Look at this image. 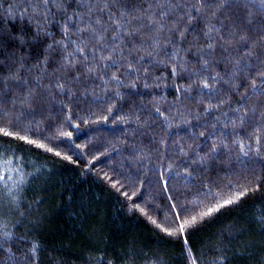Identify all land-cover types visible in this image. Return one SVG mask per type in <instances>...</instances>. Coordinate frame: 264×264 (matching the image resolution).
I'll use <instances>...</instances> for the list:
<instances>
[{
  "label": "trees",
  "instance_id": "16d2710c",
  "mask_svg": "<svg viewBox=\"0 0 264 264\" xmlns=\"http://www.w3.org/2000/svg\"><path fill=\"white\" fill-rule=\"evenodd\" d=\"M43 7L0 0V264H264L260 0Z\"/></svg>",
  "mask_w": 264,
  "mask_h": 264
},
{
  "label": "snow or ice",
  "instance_id": "6c2138e0",
  "mask_svg": "<svg viewBox=\"0 0 264 264\" xmlns=\"http://www.w3.org/2000/svg\"><path fill=\"white\" fill-rule=\"evenodd\" d=\"M78 2L80 3H84L85 0H78ZM165 3H169L170 0H164ZM177 3L180 2V0H176ZM201 2V0H196V3L199 4ZM37 3L38 4H42L44 7H43V11L44 12H48V5L49 4H53V5H56V6H59V3H60V0H37ZM108 3H109V0H95V4L96 5H99V4H103L104 5V8H101L99 9L100 11H105L107 9V6H108ZM229 3V0H217V4H218V8H223L225 7L227 4ZM260 4L262 7H264V0H260ZM94 10H97L95 7H90L89 8V16L91 15L92 11ZM39 11H41V9L39 7H35L32 9V12L33 13H38ZM195 11L199 12L200 9L199 8H195ZM165 15H167V13H165ZM123 16V14H122ZM109 19L112 21V25H113V30L115 31L116 35L113 36V41H115L117 38H122V34L123 35H133L135 34L136 31H139V28L136 27V26H132L131 29L129 28V25H131V21H126V20H123L122 18L121 19H113L111 14L109 15ZM133 19H136V17H133ZM148 19L150 20L151 23H155V24H159V21H157L155 19L154 16H148ZM97 24L100 23L99 19L96 21ZM67 31V29H65ZM158 31H162L163 30V25H159ZM78 31H91L92 33V36L94 39H96L97 41H103L105 39L104 35L100 32L99 29H96L93 27L91 21L89 20L87 22V24L84 26V27H81L78 29ZM213 31H216V28L214 25H210L207 29V34L209 35L210 39H209V42H208V49H214L215 48V44L213 42V39L211 38V33ZM181 37H183V32L180 33ZM241 40H244L245 37L244 36H241L240 37ZM70 44H73L74 45V49L73 51L71 52H68L67 55L64 57V59L66 61H69V57L72 58V60H75L77 58V54H79V57L83 58V60H87L88 59V56L86 55V48H87V45L84 44V46H81V44H78L76 43L75 41H69ZM159 45V41L158 40H154V46H158ZM246 55H252V51L249 50L248 52L245 53ZM104 59V58H102ZM205 63L207 64V61H205ZM69 66H74L72 61H69ZM87 67V65H86ZM91 70V69H89ZM260 76L262 77L261 79V86H264V73H260ZM10 78H12L10 76ZM116 77L113 76V79H115ZM213 80H215V77L212 78ZM61 88L63 87V85H59ZM203 87L204 88H208L209 87V83L208 82H203ZM253 91H256L257 90V84L255 81L252 82V85H251ZM264 94V93H262ZM31 97L30 96H26L25 97V100L26 101H30ZM253 111H255V109H253ZM246 115V114H245ZM262 116H264V113L261 114ZM241 120H243V117H241ZM0 133H2L4 136H9L11 135L8 131H5L4 129H0ZM215 149H213L214 151ZM241 151L244 155H247V152H245L243 150V147H241ZM115 186V185H113ZM206 195L208 197H213L214 194L211 193V191H209L208 193H206ZM240 199V196H237L235 200L233 199H228L226 201H224L223 204H220V203H217L216 206L214 207H209L207 209L206 212H203L202 213V216H208V215H212L214 212H217L219 211L220 208L222 207H226L232 203H235L236 200ZM197 221H196V218L193 217L191 223L192 224H195ZM185 228H186V224H181L179 226V229H178V233L181 237H183L185 235ZM0 232L3 233V237H0V239H3V238H7L9 236V233L5 232L3 230L2 227H0ZM168 235H175L176 233L175 232H168L167 233ZM38 246L37 245H33L32 249H31V253L33 255V257L36 256V248ZM221 264H223V262L221 261Z\"/></svg>",
  "mask_w": 264,
  "mask_h": 264
}]
</instances>
